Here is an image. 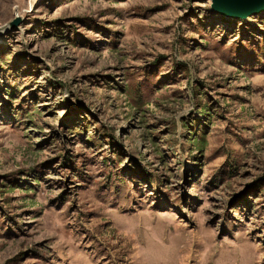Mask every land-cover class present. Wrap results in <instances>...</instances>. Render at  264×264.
<instances>
[{"label": "rangeland", "instance_id": "374dc122", "mask_svg": "<svg viewBox=\"0 0 264 264\" xmlns=\"http://www.w3.org/2000/svg\"><path fill=\"white\" fill-rule=\"evenodd\" d=\"M0 264H264V11L0 0Z\"/></svg>", "mask_w": 264, "mask_h": 264}, {"label": "water", "instance_id": "95a60500", "mask_svg": "<svg viewBox=\"0 0 264 264\" xmlns=\"http://www.w3.org/2000/svg\"><path fill=\"white\" fill-rule=\"evenodd\" d=\"M211 8L223 17L246 19L264 11V0H211ZM21 20L17 18L12 21V27H17Z\"/></svg>", "mask_w": 264, "mask_h": 264}]
</instances>
